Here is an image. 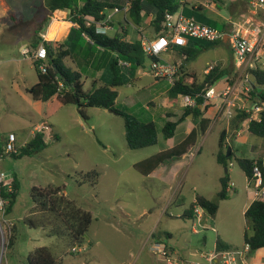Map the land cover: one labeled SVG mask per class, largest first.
I'll return each mask as SVG.
<instances>
[{
	"label": "rangeland",
	"instance_id": "obj_1",
	"mask_svg": "<svg viewBox=\"0 0 264 264\" xmlns=\"http://www.w3.org/2000/svg\"><path fill=\"white\" fill-rule=\"evenodd\" d=\"M4 1L10 10L5 12L0 1V140L6 142L13 133L18 138L15 144L18 155L4 156L0 170L13 173L20 190L12 213L7 216L0 211V264H28L29 255L38 248H49L57 258L63 259V264H166L157 253L140 254L138 239L150 232L156 236L164 232L172 234V240L165 239L164 243L174 248L177 264L180 261L203 263L199 252H213L222 233L242 244L238 232L245 225L242 192L246 176L236 161L240 150L233 154L227 167L218 163L219 126L206 137L200 135L185 159L163 164L151 177L143 175L134 165L177 145L186 131L187 125L182 124L172 139L163 137L166 114L174 107L170 108L169 104L177 107L179 103L168 99L167 91L171 87L168 81L156 82L151 75L142 81H127L117 89L118 102L126 105L140 121L154 122L158 130L157 145L131 150L122 117L105 109L89 107L84 109L83 116L75 105H63L56 99L35 101L27 93L38 78L30 55L23 56L22 52L23 49L35 50L33 46L30 48V42H35L40 27L48 23L50 12L46 0ZM124 26L134 32L132 25ZM107 34L113 36L114 32L107 31ZM221 60L227 66L235 64L231 48L218 42L215 47L200 52L189 66L202 76L206 67ZM67 61L74 68L80 65L79 58ZM242 69L240 67L237 72L229 69L233 72L231 84L239 76L242 81L248 76ZM82 74L84 89L89 90L91 80L99 73L87 69ZM102 74L100 72L97 80ZM127 78L130 79L128 75ZM175 119L177 117L171 121ZM40 125L51 129V133L46 131L45 134L47 147L38 153L18 157L26 145L21 143ZM249 139L259 140L252 135ZM247 145L248 142L240 144L243 154H248ZM225 169L232 170L234 186L225 200H219V178L226 176ZM93 171L99 173L96 184L87 177ZM165 171L170 173L169 178L159 175ZM173 182V189L183 182L186 201L166 210ZM48 186L63 188L69 199L92 214L93 222L83 245H76L75 251L69 245L68 236H50L49 230L31 228L25 222L33 212L32 189ZM195 194L219 204L214 220L205 213V228L198 226L195 219L178 217L184 211L188 213ZM155 226L157 230L152 232ZM14 235V244L8 248L9 239Z\"/></svg>",
	"mask_w": 264,
	"mask_h": 264
},
{
	"label": "trees",
	"instance_id": "obj_2",
	"mask_svg": "<svg viewBox=\"0 0 264 264\" xmlns=\"http://www.w3.org/2000/svg\"><path fill=\"white\" fill-rule=\"evenodd\" d=\"M126 1L46 0V6L50 13L69 11V19L75 27L72 28L69 36L62 43L44 41L38 35V32L36 33L33 47L36 49L40 44L46 47L49 67L47 72L43 73L39 70V63L33 61L38 81L26 91L35 101L49 102L56 99L63 105H75L83 116L84 109L89 107L105 109L122 117L128 147L131 150H138L157 145L158 130L156 124L140 121L129 112L126 105L119 103L117 101V88L127 84V81L133 80L139 69H150L151 63L158 61V59L146 55L142 46V38L130 42L125 40V32L110 37L98 31V25L105 21L107 12L116 8L121 9ZM179 7L178 0H133L127 12V22L140 27L144 21L145 13L151 12L153 14L151 26L156 33V38L164 37L165 16L167 13H176ZM205 23L203 25L221 31H228V27L216 21ZM217 43L188 39L184 46L174 45L173 47L181 49V54L186 57L185 61L188 63L200 52L215 47ZM77 58H79L80 65L76 68L66 62L67 59L74 61ZM87 69L96 73H103L100 80L93 82L89 90L84 89L82 74ZM247 72L248 75L253 74L257 82L264 86L263 70L249 69ZM125 74L130 79L127 78V75L125 77ZM226 74L227 70L223 69L221 64H218L205 76L202 82L188 84L183 77L178 76L175 84L167 92L168 97L171 99H176L179 96L194 98L196 105L185 109L183 119L192 114V120L199 124V128L194 129L181 143L173 148L135 164L134 168L136 170L148 176L161 165L179 160L189 152L197 143L198 137L205 134L210 125V120L203 118L204 112L209 107L202 95ZM249 95L251 100L258 98L264 101V89L259 90L252 87ZM249 116L245 111H236V114L232 117L233 126L240 127L242 123L247 121ZM178 125V122L167 121L162 129L164 139H172ZM248 130L253 135L264 138V113H262L260 121L249 123ZM225 135V131L220 135L217 154V161L223 167L228 166L233 156L231 151L228 152L229 146L225 141ZM54 139L56 140V138ZM6 142L0 140V153ZM46 147L45 134L36 133L32 140L22 148L18 157L38 153ZM15 155L18 154H10L9 156L16 157ZM236 161L249 181L252 179L253 167L256 163L259 164L264 174L262 159L237 158ZM11 175V190H8L7 187L1 189V197L7 203L5 204L7 216L12 213L20 190L17 177L13 173ZM87 177L91 179L92 184H96L99 173L93 171L88 173ZM220 183L221 190L218 193V198L219 200H225L228 196V177H223ZM31 200L33 212L25 219L29 227L47 229L50 236H68L70 239L69 245L73 249L76 245H83L84 237L93 222L92 214L69 199L64 194L63 188L55 186L34 187L31 191ZM198 207L202 208L211 218H214L218 212L219 204L197 195L195 202L191 204L185 216L192 219L194 217L195 219V209ZM245 220L247 222V229L244 234L245 244L250 246L252 252L264 249V200H254L250 204L245 212ZM15 238V235L10 237L8 248L13 246ZM228 249L229 247L220 239L217 240L216 251L223 252ZM27 263L63 264V259L57 258L49 248H38L29 255Z\"/></svg>",
	"mask_w": 264,
	"mask_h": 264
},
{
	"label": "crops",
	"instance_id": "obj_3",
	"mask_svg": "<svg viewBox=\"0 0 264 264\" xmlns=\"http://www.w3.org/2000/svg\"><path fill=\"white\" fill-rule=\"evenodd\" d=\"M0 1L2 3L1 5L5 8V12H7L6 9L10 10V7L7 5V3L4 0H0ZM178 2L180 4V7L176 13H181L187 17H192L197 21L199 20L198 22H200L202 24H206L205 22H207V21H210V22L216 21V22L223 24L226 27H228L227 29L230 31L233 27H235L239 24H242L246 20L251 21L253 27L262 26L264 23V13L260 12L258 14H253L252 10L249 6L248 0H192L191 2H189V0H178ZM124 6H125V4L121 8H123ZM44 9H45V7H44ZM114 10L115 9L109 10L107 12V17L105 19V20H109V21H107L108 22L107 24L101 23L98 25V31L99 32H102L106 35H108L107 31H113L114 35L115 34H121L122 32L123 33L125 32V34H126L125 40L130 41V42L136 41L140 38H142L143 40H149V41L156 39V33L154 32V30L151 26V21L153 19V14L151 12L145 13L144 21L140 27H136V26L132 25V27L134 28V32H131L124 26V24H129L127 22L126 12L122 9L118 12H115ZM43 12H44V10H43ZM64 13H66V14H64ZM46 22L45 23L43 22L44 24H43V26H41V28L38 32V35L44 41H47L50 43H52V42L53 43L54 42L55 43L64 42L67 39V37L69 36L72 28L75 27V25L69 19V11H56L54 13H50L48 23H46ZM110 37H112V36H110ZM143 40H142V42H143ZM33 44H34L33 41H31L30 42V48L33 46ZM173 44H177L179 46H184V44H186V41L182 40V39L181 40L175 39ZM221 45H225V46H228L231 48L229 41H228V38H225L221 42ZM24 50H28V49H23V51ZM166 56H167V59H165ZM67 60H69V59H67ZM67 60H66V62L69 65V62ZM160 60L163 62H167V63L178 66V69H179L178 76L180 75L181 77H183L185 82L188 84H191L193 82H202L204 80L205 76L208 74L206 71L210 66H216L218 64H221L222 68L227 70V74L221 80L216 82L214 84L213 88L217 92H222L223 90L227 89L230 86L232 88V95L230 96L231 99L234 98L238 105H245L246 107H249L252 105L253 100L246 99L243 96L238 95V91L241 90V87L243 84V81H242V79H240V76L237 78V80H235V82L233 84H231L232 73L237 72L240 69V66H238L236 64V62H234L235 64H232L230 66H227L223 60L218 61L220 63H217V64L216 63L213 65L210 64L208 67H206L204 69L203 75L199 76L193 69L190 68V66H189L190 62L187 63L185 61L186 57L181 54V49H179V48H174L173 46H171L167 52H164L163 54H161ZM124 65H126V64H124ZM228 68L230 70H233V72L230 71ZM147 70L148 69H144V70L139 69L136 72L133 80L134 81H136V80L142 81L145 77L151 76L152 74L150 73L149 70L147 72ZM242 70L247 71L245 67H243ZM193 75H195V76H193ZM99 76H100V73L98 75H96L95 79L91 80L90 88L92 87L93 82L99 81V80H97L99 78ZM151 77H153V79H155L156 82H158L160 80H165V79H158V78L156 79L153 75ZM251 87H253V86L251 85ZM167 96H168V94H167ZM168 99L170 101L172 100L173 103L174 102H179V103H178V105L176 104L177 107L173 104H169L170 108H172L171 106H174V107H173V109H171V111H168V113L166 114V117H165L166 122L171 121L173 118L177 117V119L172 121V122H178L179 125H178L177 129L182 124L187 125L186 131L184 133V137L182 139V141H183L186 138V136H188L194 129L199 128V124L197 122H194L192 120L193 118L191 119L189 116L186 117V120L183 119V115H184L185 109L187 107L184 106L183 101L180 98V96L176 99H171L169 97H168ZM117 101H118V99H117ZM207 105L209 108L207 109L206 112H204L203 118L210 120V125H209V128L206 131V133L203 134L204 137H206L212 131V129L219 126L220 135L222 134V132H224V131L226 132L225 141H226L227 145L229 146V150L232 152V154L235 155V153L240 150L241 154H240L239 158L262 159V160L264 159V138L257 137L255 135H253L252 133H250L248 128H247L248 126L246 124V121L244 123H242L240 125V127L236 128L235 126H233V118H231L229 120L226 117V114L224 112L226 109V106L223 104V101L221 99H218V98L214 99V100L210 101L209 103H207ZM36 128L37 127H35L34 131H31L29 133V135L27 136V139H25L24 142L21 143L22 146L27 144L28 142H30L32 140V138L36 134ZM177 129H176V131H177ZM11 134H13V133H11ZM249 135L257 137L259 140L249 139ZM45 140H46V135H45ZM16 141L18 142L17 137H16ZM158 142H159V137H158ZM243 142H248V145H247L248 154L247 153L243 154V151H241V149H240V144H243ZM235 144H238V145L235 146ZM174 146H176V145H174ZM173 147H171V148H173ZM171 148H169V149H171ZM190 150H189V152H190ZM189 152L187 154H185L179 160L185 159L188 156ZM217 154H218V152H217ZM246 155H248V156H246ZM161 166L158 167L153 173L148 175V177H151L152 175L157 174L160 171L159 169L161 168ZM5 173H7L9 177H12L11 172H5ZM231 173H232V170L225 169V174L228 177V189H227L228 191L233 190L231 188L234 186L233 178L231 177ZM159 175H162L165 178L170 177V173L168 171L161 172V174H159ZM226 176H223V177H226ZM223 177H220L219 181ZM173 179H174V177H173ZM174 184H175V182L170 184V189H173ZM182 185H183V182L178 184L177 189H175V188L173 189V192L171 193V195L167 201L168 207L166 210H168L170 208V206L173 204H184V202L186 201V198L183 195ZM220 185H221V183H220ZM218 193H219V191H218ZM242 193H243L242 196H243V200H244L242 215H244V217H245V212H246L247 208L255 200L254 199V189L250 186L247 176L243 182V192ZM249 193H251V194H249ZM197 195H199V194H195L193 196L191 204H193L195 202ZM201 196L205 197L208 200H211L204 195H201ZM31 210H33V206L31 208ZM186 214L187 213H185V211H184L183 213L179 214L178 217L183 218ZM142 215H140L138 218H141ZM185 217H187V216H185ZM190 219L192 221H194V217H193V219L192 218H190ZM212 219L214 220V218H212ZM195 220H196V217H195ZM204 221H205V219L203 220V222ZM244 223H245L244 229L241 232H238V237L242 240V244L238 243L236 241H233L232 237H230L229 235H226L225 233H222L220 240L225 245H227L229 247V249L227 251L240 250L245 245L244 234H245V230L247 229L246 220L244 221ZM156 228H157V226L154 227L152 232L154 230H157ZM195 233H196V231H195ZM168 238L170 240H172V234L171 233H168V232L165 233L164 232L163 234L156 236L155 233L150 232L145 238L138 239V242L141 245L140 254H143L145 251H148L152 254L155 253V252H153V245L155 243H162L165 245L164 241H165V239H168ZM194 249H196V248H194ZM166 250L169 254V257L171 258V264H173V262L175 264H177L176 263V261H177L176 260V253L174 251V248H172L171 246H166ZM215 250H216V245H215ZM199 254H200V257L204 259L203 263L202 262L189 263L187 261H180V264H204L206 257L210 253L206 254V253L199 252ZM246 262H247V264H264V249L257 250L255 252L251 251L249 253V255L247 256ZM160 264H161V262H160Z\"/></svg>",
	"mask_w": 264,
	"mask_h": 264
},
{
	"label": "built area",
	"instance_id": "obj_4",
	"mask_svg": "<svg viewBox=\"0 0 264 264\" xmlns=\"http://www.w3.org/2000/svg\"><path fill=\"white\" fill-rule=\"evenodd\" d=\"M133 0H127L125 6L121 8L127 14L131 7ZM249 6L253 14L260 12L264 13V0H248ZM121 9L116 8L114 11L118 12ZM109 20H105L103 23L107 24ZM165 34L164 37L156 38L155 40H143L142 46L146 55L158 59L156 62H152L150 66V73L157 79H165L172 87L178 78V66L163 62L160 60L161 54L167 52L173 44L175 39L185 40L188 39L202 40L209 43H216L228 38L231 46L233 57L235 62L240 67L249 69L263 70L264 71V23L262 26H252V22L249 20L244 21L233 27L230 30L221 31L216 28L209 27L197 22L194 18L187 17L181 13H167L164 21ZM89 40V39H88ZM185 45V44H184ZM179 46V45H178ZM23 56H29L32 61L39 63V70L43 73L47 72L49 67L48 55L46 47L41 44L35 50H24ZM214 66H210L207 69L209 73ZM252 90L251 83L248 76L243 80L241 90L238 91L239 96H243L249 99L250 92ZM243 93V94H242ZM232 95V88L229 86L222 92H217L213 87L204 92L202 97L205 99L206 104L214 99H221L226 106L225 114L230 120L236 111H245L250 116L246 121L247 128L252 121H260L262 113H264V101L256 98L253 100L252 105L246 107L245 105H238L234 98H230ZM185 107H194L196 101L190 96H180ZM51 133V129L48 126H39L36 128V133ZM16 136L10 134L7 142L2 147L0 153V161L4 156L10 154H17ZM264 162V159H263ZM11 177L7 173L0 170V211L5 212V204L1 197V189L7 187L11 190ZM250 186L254 189V199L264 200V174L259 166L255 164L252 172V179L249 181ZM205 212L202 208L195 209V217L197 225L203 226V217ZM75 251V249H73ZM153 252L163 257L167 264H171V258L166 250V246L162 243H155L153 245ZM251 252V248L248 244H245L240 250H231L218 252L214 250L210 253L205 260L204 264H247V256Z\"/></svg>",
	"mask_w": 264,
	"mask_h": 264
},
{
	"label": "water",
	"instance_id": "obj_5",
	"mask_svg": "<svg viewBox=\"0 0 264 264\" xmlns=\"http://www.w3.org/2000/svg\"><path fill=\"white\" fill-rule=\"evenodd\" d=\"M248 79L251 83V85L256 88V89H259V90H263L264 89V86L260 85L258 82H257V79L256 77L253 75V74H249L248 75ZM189 117L192 119L193 118V115L190 114ZM228 152H230V150H228Z\"/></svg>",
	"mask_w": 264,
	"mask_h": 264
}]
</instances>
